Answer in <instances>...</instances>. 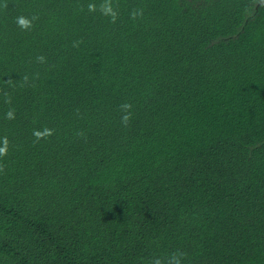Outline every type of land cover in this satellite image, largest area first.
Listing matches in <instances>:
<instances>
[{"label": "trees", "instance_id": "trees-1", "mask_svg": "<svg viewBox=\"0 0 264 264\" xmlns=\"http://www.w3.org/2000/svg\"><path fill=\"white\" fill-rule=\"evenodd\" d=\"M5 147L0 264H264V0H0Z\"/></svg>", "mask_w": 264, "mask_h": 264}, {"label": "clouds", "instance_id": "clouds-1", "mask_svg": "<svg viewBox=\"0 0 264 264\" xmlns=\"http://www.w3.org/2000/svg\"><path fill=\"white\" fill-rule=\"evenodd\" d=\"M91 8V6H90ZM105 14L106 15H111L113 17V22H115V18H116V13L112 10L111 5H107L105 7ZM137 15V13H133V18H135ZM21 24H24V20L21 19L20 20ZM121 109L124 112V115H122L121 117V122L127 126L128 123L130 122L131 118H132V113H131V105L130 104H123L121 105ZM11 115V114H9ZM6 143V141H5ZM6 155V147L5 148H0V157ZM2 170V169H0ZM183 253H173L170 257L167 258L166 261H162L160 259L155 260L154 264H181V257L183 256Z\"/></svg>", "mask_w": 264, "mask_h": 264}]
</instances>
